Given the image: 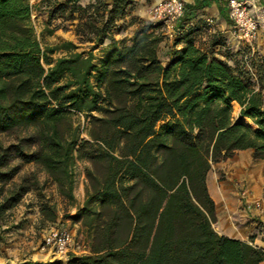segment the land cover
I'll use <instances>...</instances> for the list:
<instances>
[{"label":"trees","instance_id":"1","mask_svg":"<svg viewBox=\"0 0 264 264\" xmlns=\"http://www.w3.org/2000/svg\"><path fill=\"white\" fill-rule=\"evenodd\" d=\"M125 3L113 0L103 25L98 6L79 23L78 37L111 41L95 61L71 40L43 46L30 0H0L1 192L19 173L12 162L21 160L40 165L73 202L74 166L90 163L85 201L73 216L90 252L25 264L264 263L263 248L217 232L207 185L212 164L238 150L264 159V86L198 47L191 33L164 65L160 21H145L130 41L117 39L109 30ZM179 29L175 44L185 33ZM77 114L88 121L89 138L81 137ZM2 135L16 141L6 145ZM30 190L23 180L0 211ZM41 213L57 219L55 205L44 203Z\"/></svg>","mask_w":264,"mask_h":264},{"label":"rangeland","instance_id":"2","mask_svg":"<svg viewBox=\"0 0 264 264\" xmlns=\"http://www.w3.org/2000/svg\"><path fill=\"white\" fill-rule=\"evenodd\" d=\"M154 1L126 0L123 10L119 13L114 26L110 28L109 34L116 37V34L122 35L125 32L128 36L125 39L130 41L134 35L130 36L132 32L130 27L137 24L142 25V21L145 22L143 16L151 12ZM247 1L251 12L260 21L259 38L253 45L241 41L239 46L233 49L221 47L219 54L222 53V57H216L227 61L238 73L249 74L257 84L264 86V0H261L260 5H257L254 0ZM79 6L82 8L90 6V8L85 13L78 8ZM96 6H98L99 15H101L97 17V23L103 25L110 17L109 12L113 6V0H76V2L74 0H41L35 4L33 6L34 16L31 19L41 44L43 46L55 45L63 40H71L78 44V51H92L96 57L95 61H99L111 49L110 39L105 37L104 43L100 44L95 40L94 42L88 41L90 37H95L93 34L86 33L82 37L76 35L79 23L85 21L88 15L97 9ZM156 22L158 21L156 20ZM211 54L215 55L212 52ZM60 55L61 53H57L54 58ZM239 111L240 106L235 104V119L239 118ZM74 120L80 128L81 137L89 138V123L85 117L77 114L74 115ZM245 121L256 127L250 119H245ZM1 137L6 145L16 141V136L13 135H2ZM250 150L253 153V150ZM12 163L20 165V170L13 181L4 185L2 192L0 189V204L5 197L12 195V191H15L23 180L26 185L31 187V190L25 193L15 206L0 211V264H25L28 261L50 262L38 258L41 257L39 254L41 241L53 226H65L72 230L75 237L73 248L77 254L70 252L67 256L56 257L51 261L62 260L66 263L72 254L89 253L90 239L87 231L80 223L73 220V216L77 212V207L82 206L85 201L86 170L90 163L78 160L74 166L75 201L73 202L60 194L57 184L40 165L21 160H15ZM216 178L223 180L224 175L218 174ZM243 191H247L246 187L241 190V196ZM44 203L55 205L57 212L55 222L48 221L41 213ZM45 256L47 255L45 254ZM50 257L47 256V259Z\"/></svg>","mask_w":264,"mask_h":264},{"label":"crops","instance_id":"3","mask_svg":"<svg viewBox=\"0 0 264 264\" xmlns=\"http://www.w3.org/2000/svg\"><path fill=\"white\" fill-rule=\"evenodd\" d=\"M155 0L154 2H156ZM186 5L184 17L178 22L184 28L181 42L175 44L174 38L161 28L164 34L159 48V58L168 65L174 57L176 49L186 45L185 36L190 34L195 44L203 50L219 54L221 47L233 49L239 46V41L232 31V21L229 16L228 0H183ZM257 5L261 0H254ZM254 14V13H253ZM34 16V13L32 17ZM145 21L156 22L152 13L145 16ZM144 23V21H142ZM141 24L130 27L132 36ZM129 31V30H127ZM119 36V37H118ZM124 32L116 34V38L127 39ZM250 149L238 150L228 159L213 163L208 173L207 185L209 193L216 205L215 229L221 235L233 239L247 241L264 249V159H254ZM224 175L223 180L216 175ZM243 187L247 189V197L241 196ZM258 199L263 205L258 208L254 202ZM39 260L51 261L40 251ZM264 264V263H261Z\"/></svg>","mask_w":264,"mask_h":264},{"label":"built area","instance_id":"4","mask_svg":"<svg viewBox=\"0 0 264 264\" xmlns=\"http://www.w3.org/2000/svg\"><path fill=\"white\" fill-rule=\"evenodd\" d=\"M41 0H30L33 15V6ZM229 16L232 21V31L237 39L253 45L259 38L260 21L251 12L247 0H228ZM186 5L183 0H158L151 13L157 21L163 22L166 34L170 38L178 35L180 29L178 22L184 17ZM242 196L247 197V191ZM260 208L263 201L258 199L254 202ZM75 237L72 230L65 226H53L43 237L40 250L52 258L67 256L74 250ZM50 257V258H51Z\"/></svg>","mask_w":264,"mask_h":264}]
</instances>
